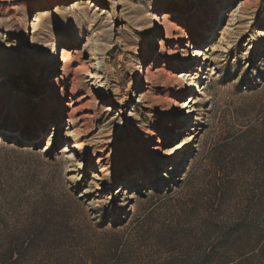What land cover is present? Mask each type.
<instances>
[{"label": "rangeland", "instance_id": "374dc122", "mask_svg": "<svg viewBox=\"0 0 264 264\" xmlns=\"http://www.w3.org/2000/svg\"><path fill=\"white\" fill-rule=\"evenodd\" d=\"M0 264H264V0H0Z\"/></svg>", "mask_w": 264, "mask_h": 264}, {"label": "bare ground", "instance_id": "6f19581e", "mask_svg": "<svg viewBox=\"0 0 264 264\" xmlns=\"http://www.w3.org/2000/svg\"><path fill=\"white\" fill-rule=\"evenodd\" d=\"M212 1V0H211ZM202 12H203V14H204V10H201ZM201 11H199V15L202 13ZM202 14V15H203ZM201 15V16H202ZM206 17V15H204V18ZM163 20H164V18H163ZM200 27V26H199ZM204 29H206V28H204ZM154 32H156V31H153V33ZM175 39V44L177 45V44H180V42H181V37H179V36H177V37H174ZM150 40H153V38H152V36L150 37ZM99 55H101V54H99ZM138 75V74H137Z\"/></svg>", "mask_w": 264, "mask_h": 264}]
</instances>
